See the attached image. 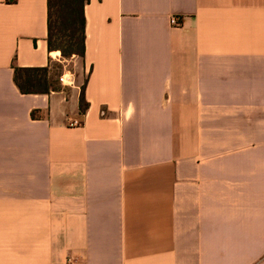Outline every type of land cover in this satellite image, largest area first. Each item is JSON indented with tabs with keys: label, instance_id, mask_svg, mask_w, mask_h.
I'll return each mask as SVG.
<instances>
[{
	"label": "crops",
	"instance_id": "crops-1",
	"mask_svg": "<svg viewBox=\"0 0 264 264\" xmlns=\"http://www.w3.org/2000/svg\"><path fill=\"white\" fill-rule=\"evenodd\" d=\"M83 13L79 114L13 82L59 63L47 0H0V264H264V0Z\"/></svg>",
	"mask_w": 264,
	"mask_h": 264
},
{
	"label": "trees",
	"instance_id": "trees-1",
	"mask_svg": "<svg viewBox=\"0 0 264 264\" xmlns=\"http://www.w3.org/2000/svg\"><path fill=\"white\" fill-rule=\"evenodd\" d=\"M88 3L89 0H47L48 51L59 52L61 58L65 60L83 58L85 50L83 10ZM49 69L50 66L13 67V82L22 95L49 94L57 89L51 82L52 72ZM86 109L83 88L79 96V114H84Z\"/></svg>",
	"mask_w": 264,
	"mask_h": 264
},
{
	"label": "rangeland",
	"instance_id": "rangeland-1",
	"mask_svg": "<svg viewBox=\"0 0 264 264\" xmlns=\"http://www.w3.org/2000/svg\"><path fill=\"white\" fill-rule=\"evenodd\" d=\"M73 60L78 61L79 58H76ZM73 60H65V62L63 63H56L53 65V71L51 73V82L53 83L54 87H57L59 85L58 78L61 74H63L64 71H69L74 76L75 79H76V76L80 75L78 65L76 66ZM84 81H85V77L80 78L78 82L75 81V86L78 87L80 93L83 89ZM67 88H69L70 90H73V88H70V87H67Z\"/></svg>",
	"mask_w": 264,
	"mask_h": 264
},
{
	"label": "built area",
	"instance_id": "built-area-1",
	"mask_svg": "<svg viewBox=\"0 0 264 264\" xmlns=\"http://www.w3.org/2000/svg\"><path fill=\"white\" fill-rule=\"evenodd\" d=\"M170 24L172 27L178 28L181 26V21L178 18L175 17H171L170 18ZM59 63H63L65 62L64 59H58L57 60ZM58 83L61 86L64 87H70V88H74L75 87V78L74 76L69 72V71H64L63 74H61L58 78ZM103 114V112H101ZM81 123L79 121H73L70 123L71 127H75V126H80Z\"/></svg>",
	"mask_w": 264,
	"mask_h": 264
}]
</instances>
